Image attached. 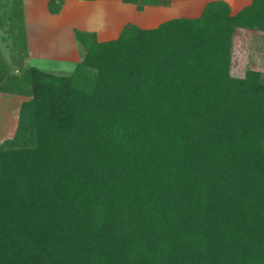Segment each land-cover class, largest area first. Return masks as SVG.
Masks as SVG:
<instances>
[{"label":"trees","instance_id":"trees-1","mask_svg":"<svg viewBox=\"0 0 264 264\" xmlns=\"http://www.w3.org/2000/svg\"><path fill=\"white\" fill-rule=\"evenodd\" d=\"M230 12L77 30L73 76L31 67L35 142L0 148V264H264V81L229 73L264 0Z\"/></svg>","mask_w":264,"mask_h":264},{"label":"rangeland","instance_id":"rangeland-1","mask_svg":"<svg viewBox=\"0 0 264 264\" xmlns=\"http://www.w3.org/2000/svg\"><path fill=\"white\" fill-rule=\"evenodd\" d=\"M64 1L67 3L64 13L67 14L61 16L63 18H52L53 21H62L65 28L75 25L91 30L88 33L94 34V39L110 41L118 39L128 25L155 29L172 18H199L207 4L214 0H163L165 4L145 5L141 10L136 4L124 0ZM224 1L228 2L233 14L251 2ZM23 2L0 0V148L28 146L35 142L33 117L29 115L30 108L26 110L23 106L24 101L32 99L34 82L31 67L36 65L46 73L71 77L86 54L80 43L79 46L77 44V52L75 48L71 52L64 49L58 59L50 51L47 52L50 60L39 57L29 60L30 53L25 50V22H22ZM85 24L93 29L83 27ZM230 51V75L242 77L247 69H258L262 71L264 81V31L235 28Z\"/></svg>","mask_w":264,"mask_h":264},{"label":"crops","instance_id":"crops-1","mask_svg":"<svg viewBox=\"0 0 264 264\" xmlns=\"http://www.w3.org/2000/svg\"><path fill=\"white\" fill-rule=\"evenodd\" d=\"M23 1L22 22H25V50L30 53L28 58L31 61L36 57H39L38 59H49V57H47V52L49 53L50 51L55 53V58L57 57L58 59V57L60 58L65 52L64 49L71 52L73 48L76 49L77 44L78 46L80 45L79 41L76 39L75 31H91L81 29V27L79 28V26L75 25H70L65 28L62 21L55 22L52 20V18H63L61 16L67 14L64 13L67 6L66 1L63 2L60 11L57 13L49 11L48 0ZM26 1H29V4ZM81 1L85 2V0ZM83 27L93 29V27L90 28L86 24ZM68 28L69 30H67ZM103 34L104 33L101 32V35ZM77 50L78 49H76V52Z\"/></svg>","mask_w":264,"mask_h":264}]
</instances>
